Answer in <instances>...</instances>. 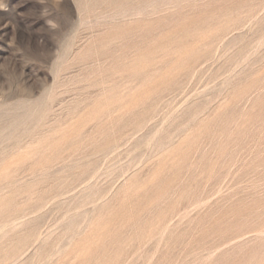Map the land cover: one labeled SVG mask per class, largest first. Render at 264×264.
Segmentation results:
<instances>
[{
  "label": "rangeland",
  "instance_id": "obj_1",
  "mask_svg": "<svg viewBox=\"0 0 264 264\" xmlns=\"http://www.w3.org/2000/svg\"><path fill=\"white\" fill-rule=\"evenodd\" d=\"M0 264H264V0H0Z\"/></svg>",
  "mask_w": 264,
  "mask_h": 264
},
{
  "label": "bare ground",
  "instance_id": "obj_2",
  "mask_svg": "<svg viewBox=\"0 0 264 264\" xmlns=\"http://www.w3.org/2000/svg\"><path fill=\"white\" fill-rule=\"evenodd\" d=\"M33 116V115H32Z\"/></svg>",
  "mask_w": 264,
  "mask_h": 264
}]
</instances>
